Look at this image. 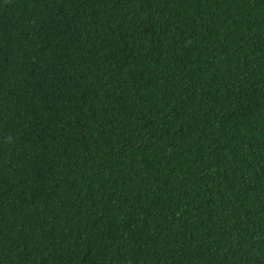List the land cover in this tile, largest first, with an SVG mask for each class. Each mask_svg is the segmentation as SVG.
Here are the masks:
<instances>
[{
    "label": "trees",
    "instance_id": "trees-1",
    "mask_svg": "<svg viewBox=\"0 0 264 264\" xmlns=\"http://www.w3.org/2000/svg\"><path fill=\"white\" fill-rule=\"evenodd\" d=\"M0 264H264V0H0Z\"/></svg>",
    "mask_w": 264,
    "mask_h": 264
}]
</instances>
